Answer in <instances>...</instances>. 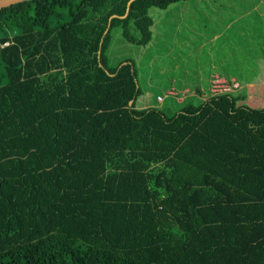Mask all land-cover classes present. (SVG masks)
<instances>
[{
  "label": "trees",
  "instance_id": "obj_1",
  "mask_svg": "<svg viewBox=\"0 0 264 264\" xmlns=\"http://www.w3.org/2000/svg\"><path fill=\"white\" fill-rule=\"evenodd\" d=\"M128 1L0 10V264H264V109H137L111 31L189 0Z\"/></svg>",
  "mask_w": 264,
  "mask_h": 264
},
{
  "label": "rangeland",
  "instance_id": "obj_2",
  "mask_svg": "<svg viewBox=\"0 0 264 264\" xmlns=\"http://www.w3.org/2000/svg\"><path fill=\"white\" fill-rule=\"evenodd\" d=\"M259 5L264 8V0H189L166 10L150 9L154 29L152 40L146 46L129 43L119 28L112 29L109 50L112 63L130 60L135 65L141 91L136 107L146 103L170 113L193 99L198 103L201 96L207 94L211 74L222 72L221 63L235 61L229 53L223 52L220 56L223 49H233L235 53L244 48L231 31L217 36L225 32V24L233 21L232 29L243 24L263 29L253 34H256L255 44H264V12H261L263 9L258 11ZM132 32L137 35L136 30ZM252 87L242 86L235 96L245 105L252 107L255 103L256 107L264 109V83L255 89ZM171 89L181 97L184 89L190 90L192 95L187 94L180 106L175 98L167 95ZM195 89L200 94H194ZM157 97L163 101L158 102Z\"/></svg>",
  "mask_w": 264,
  "mask_h": 264
},
{
  "label": "crops",
  "instance_id": "obj_3",
  "mask_svg": "<svg viewBox=\"0 0 264 264\" xmlns=\"http://www.w3.org/2000/svg\"><path fill=\"white\" fill-rule=\"evenodd\" d=\"M257 8H258V11L260 9H263L261 12H264V8H262L260 5L257 6ZM232 22L233 21L225 24V28H224L225 32L219 33L217 36H220L222 34H227L231 31L232 35L236 39H238L237 41H240L239 43L244 44V46H243L244 48H241L240 51L235 52V53L232 52L233 49H223L220 56L222 55L223 52L225 54L229 53V56H232L235 61H233V62L229 61V63H225V65H223L221 63L220 67H222V72L215 71L211 74L210 78L212 77L213 74L218 73V74L223 75L224 77L223 76L222 77L226 80H236V81L240 82L241 87L242 86L243 87L244 86H253L255 89V88H257L258 84L264 83V44H261V43L255 44L256 34H253V32L254 33L255 32L261 33L263 31V29L255 28V27L250 28V27H248L247 24H243L244 26H240L238 28L232 29L233 27L232 26L230 27ZM153 29H154V25L151 27L152 33H153ZM238 53H240L241 56H239ZM210 78H209V80H210ZM208 84H209V82H208ZM263 90H264V88H263ZM193 93L198 94L197 89ZM182 94H184V96H182V97L179 96L178 93H177V96H175V97L172 96L173 98L176 99L177 104H180V106L184 102V100H186L185 96L187 94H189L190 96L192 95V93H190V90H188V89H184L182 91ZM162 101H163V99H162ZM239 105H245V104H243L242 102H239ZM252 105H253L252 107H250L248 105H245V106H248L250 108H258V107H256L255 103H253ZM136 108L137 109H146V108H153V106H150V105L144 103L143 105H140L139 107H136ZM260 109H263V108H260ZM166 112L168 114H171L175 111L171 110L170 113H169V111H166Z\"/></svg>",
  "mask_w": 264,
  "mask_h": 264
},
{
  "label": "built area",
  "instance_id": "obj_4",
  "mask_svg": "<svg viewBox=\"0 0 264 264\" xmlns=\"http://www.w3.org/2000/svg\"><path fill=\"white\" fill-rule=\"evenodd\" d=\"M6 45V44H4ZM241 89L240 82L236 80H226L218 75H213L209 80V86L207 94L201 96L202 101H206L210 98L222 96V95H235ZM168 96H177L175 90L171 89L167 92ZM184 96V94H183ZM158 102L162 101V98L157 97Z\"/></svg>",
  "mask_w": 264,
  "mask_h": 264
},
{
  "label": "water",
  "instance_id": "obj_5",
  "mask_svg": "<svg viewBox=\"0 0 264 264\" xmlns=\"http://www.w3.org/2000/svg\"><path fill=\"white\" fill-rule=\"evenodd\" d=\"M26 1H31V0H0V10L2 9H5V8H8L10 6H13V5H16V4H20V3H23V2H26ZM135 0H129L128 3H127V6H126V11H125V14L124 16L120 17L121 19L125 18L129 12V8H130V5L132 2H134ZM116 16H112L110 19H109V22H108V26H107V29L105 31V33L108 31L109 27H110V21L112 18H114ZM125 64V63H123ZM199 92V90H197V93ZM130 105L132 104V101L129 103Z\"/></svg>",
  "mask_w": 264,
  "mask_h": 264
}]
</instances>
